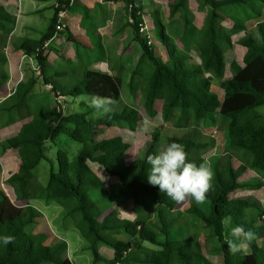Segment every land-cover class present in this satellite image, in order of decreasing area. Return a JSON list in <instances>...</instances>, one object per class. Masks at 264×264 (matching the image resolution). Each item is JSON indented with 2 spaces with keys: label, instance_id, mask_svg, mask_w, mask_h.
Instances as JSON below:
<instances>
[{
  "label": "trees",
  "instance_id": "trees-1",
  "mask_svg": "<svg viewBox=\"0 0 264 264\" xmlns=\"http://www.w3.org/2000/svg\"><path fill=\"white\" fill-rule=\"evenodd\" d=\"M36 1L55 3L54 16L46 34L40 40L19 38L11 46L14 51H22L26 57L37 62L40 76L21 81L13 95L0 104V130L12 123L11 113L16 108L28 104L39 82L50 87L56 99H77L95 94L111 97L115 102L122 101L124 78L90 69V62L82 70L80 84L68 87L57 83L50 74L51 62L45 47L59 33L57 27L61 24L60 15L72 9L73 0ZM106 2L125 3L128 7L134 39L140 44L142 59H147L153 67L151 75L141 82V107L150 118H155L157 97L163 91L166 93L162 106L163 120L168 122L177 115L180 125L192 127V131L185 136L168 137L167 144L175 142L184 145L188 160L199 165L206 162L203 152L208 144L202 141L198 128H214L222 122L225 125V147L240 161L238 168L229 162L223 169L213 162L210 166L213 172L212 187L207 199L200 204L194 201L187 212L210 231V238L217 240L218 246L212 252L220 254L224 264H264V226L259 224L263 222L264 208L249 199L232 198L238 190L264 187V117L255 112L264 106V20L251 31L246 26L248 22L263 17L264 0H200L203 8H209L201 29L193 26L189 19L187 0L170 3V18L174 19L178 13H182L184 28L176 27L175 32L183 50L175 45L161 14L153 12L155 35L166 52V60L157 55L155 47L141 35L145 16L143 0ZM88 16L92 14L86 9V19ZM219 20H231L233 28L219 32ZM3 21L12 22V17L0 8V25ZM94 28L99 33L96 24ZM241 33L244 36L238 44L246 49V65L241 66L237 61H232V76L226 78L225 56L233 48V37ZM68 40L79 47L83 43L69 32ZM7 46L8 36L0 34V85L8 80L5 68L8 62ZM194 46L200 64L191 62L190 53ZM128 63L130 66L125 67V72L130 75L129 89H133L140 77V61L135 62L131 58ZM129 67L133 69L127 72ZM65 75L66 71L55 73L58 79ZM215 80L221 82L223 99L213 90ZM29 113L30 121L15 136L0 142V158L10 150L19 154L18 171L6 182L15 193L26 199L25 205H16L0 189V236L15 237L14 242L6 246L0 242V264H73L67 258L66 241L48 243V234L34 231L43 213L33 201L55 202L64 208L66 218L74 221L75 227L88 243L86 249L93 255L91 264H212L199 245L181 236L180 228L175 225L177 218L171 216L177 211V203L147 182L150 166L146 157L156 154L160 149L163 125L151 133L144 154L129 166H124L132 145L128 142L114 145L115 140H97V136L116 125H122L131 132L138 131L142 116L136 108L123 105L120 112L96 120L88 119L87 112L65 115L57 103L52 107V115L48 116L42 109L32 111L30 107ZM62 135L82 145L73 160L61 149L56 151L55 158L47 150V143L56 145ZM42 161L50 164L46 185H42L34 174ZM91 162L118 179V195L131 192L134 207L139 205L140 197H148L157 210L156 223L148 224L149 218L113 220L109 213L103 217L106 211H102L101 216L95 213L102 202L113 200V195L107 190L102 178L93 171ZM248 171L256 173L261 180L242 181ZM227 220L229 225L226 224ZM236 225H241L246 231H253L257 238L233 253L225 244V236ZM121 234L128 235L130 240L116 238ZM144 243L157 249L147 248ZM101 244L113 251L111 259L102 255L99 250Z\"/></svg>",
  "mask_w": 264,
  "mask_h": 264
},
{
  "label": "rangeland",
  "instance_id": "rangeland-1",
  "mask_svg": "<svg viewBox=\"0 0 264 264\" xmlns=\"http://www.w3.org/2000/svg\"><path fill=\"white\" fill-rule=\"evenodd\" d=\"M91 1V6L95 5V9L91 13L92 16H88L86 19L85 13L84 22H82V25L84 23V27L87 29V32L89 31L88 34L84 36V39L88 44L85 45L82 43L80 47L72 44V48L71 43H69V40H67L68 32L61 24L63 29L59 31V33L66 31L65 36L62 37L61 41L59 42H53V38L46 44L45 47L47 48V54L49 55L51 62L50 65L52 69L50 74H52L51 76L57 81L58 84H65L68 87H72L80 84L82 78L81 73L86 67L87 63L90 62L95 64L97 61H99V63L95 64V69H103L105 72H110V74L114 76L124 78L122 101L115 102L112 105L111 113L120 112L123 108V105L134 107L142 116L141 126L138 131L131 132L122 125H116L113 128L105 129L103 132L99 133L97 140H115L114 145L120 144L122 142L130 143L132 145L131 149L128 151L126 160L123 163L124 166H129L132 162L144 154L145 145L151 140V133L154 132L157 127L163 125L160 148L167 145L168 137L185 136L192 131V127L180 125L177 121V115L172 117V119L168 122L163 120L162 106L166 97V93L163 91L159 92L157 97V116L155 118H150L147 115L146 111L141 107L140 104L142 96L140 87L143 78L151 75L153 67L147 59H142L140 44L134 39L129 9L125 3L113 5L112 3L107 4L102 0L104 4H95L96 0ZM143 1L145 4V16L143 24L144 30L141 32V35L143 38H147L151 45L155 47L157 55L161 56L163 60H166V52L155 35L156 29L153 25L152 13L157 11L161 14L163 22L167 25V31L174 40L175 45L180 50H183L184 47L175 32L176 27L179 29L184 28V21L181 16L182 13H178L174 19L170 18L169 4L175 0ZM187 10L189 13V19L193 26H195L197 29L203 28L209 8H203L201 6L200 0H187ZM52 16L53 11L48 8L47 10L45 9L40 16L35 17L38 18L37 25L39 26V32L33 33L32 36L34 38L39 37L41 33L47 29L49 20ZM263 20L264 10L263 17L261 19L253 20L246 24L248 31L253 30L256 25ZM94 23L101 29V33L99 31V33L95 32L96 30L94 28ZM217 27L218 31L223 33L225 30H230L233 28V22L231 20H219L217 21ZM59 33L56 36H58ZM243 36L244 33L234 36L233 48L226 53V78L232 76L230 69V64L232 61H237L241 66L246 65V49L238 44L239 40ZM84 39L80 38V41L85 42ZM49 43H51L50 46ZM74 52L78 54V57H76V59L73 55V59H75L74 62H69L68 59L71 56L70 54ZM190 57L192 63L200 64L198 51L195 46L190 53ZM131 58H133L135 62L140 61V77L136 80L133 89H129L128 84L130 75L129 73L125 72V67L130 66V63L128 62ZM21 66L22 76L23 78L25 77L22 81H28L27 79L28 77H31V75H33L35 78L40 76L39 65L35 60L25 56L24 62ZM131 69L133 68L129 67L127 72ZM65 71L67 75L61 77L60 79L55 76L56 72L64 73ZM39 83V86L37 85L31 93L28 104L16 108L15 111L11 113L13 121L9 126L0 130V141H5L6 139L16 135L21 126L30 121L31 117L29 113V107L32 111H36L37 109L45 110L46 114L49 116L52 115V107L55 105V103H57L60 105L65 115L74 112H87L88 119L96 120L102 118L93 114L94 109L92 111L89 110L92 108H90L88 103L84 100L85 96H81L77 99L71 97H68L65 100L62 98L56 99L48 87L44 86L41 82ZM213 84V90L219 95L221 99H223L221 82L215 80ZM10 91L14 93L12 85L9 87V89L7 88L5 93H0V104L5 103L6 99H9V97L13 95V93H9ZM255 112L264 117V106L257 108ZM198 131L201 132L202 141L208 144L207 149L203 152V156L205 157V160L209 166H211L213 162H217L220 169H223L229 162H232L235 168L240 166V161L234 154L228 152L225 147V125L222 122H219L214 128H198ZM81 147V144L73 141L65 135L59 137L56 145L47 143V150L52 152L50 154L51 157L55 158L56 151L61 149L67 152L70 160L75 158ZM31 150L33 152V149ZM19 163L20 157L18 152L15 150L8 151L0 158V165L2 168V173L0 175V189L5 191V193L16 205L23 206L26 204V199H24L21 194L15 193L14 189L6 182V180L12 174L18 171ZM90 166L93 171L102 178L107 190L113 195L112 199L114 200H109L107 203L102 202L99 207L95 209V213L101 216L102 211H106L103 214V217L109 213L110 218L113 220L128 219L135 221L137 218H149L148 224L156 223L157 210L148 197H140L139 205L134 207L133 195H130L131 192H123L118 195L119 190L116 189L118 179L116 177L108 175L104 169L96 163L91 162ZM49 170L50 164L47 161H42L34 170V174L38 177V180H40L42 185H46L48 182ZM254 179L261 180V178L256 173L248 171L246 174H244L241 180L249 182ZM233 197L249 199L251 202L259 203L264 208V187L261 189L238 190L232 195V198ZM32 203L43 213V217L41 218L39 225L34 227V231L36 233L48 234L50 236L48 243H56L62 240L66 241L68 244L67 258L70 259L73 264H91L93 261V255L91 251L86 249L88 243L75 227L74 221L71 218H66L64 208L55 202L47 203L46 201H33ZM193 203L194 201L189 198L183 204H177V211L171 214V216L177 218L175 225L180 228L182 237L200 246L201 251L212 264H224L222 256L218 253L212 252V250L218 246L217 240L210 238V231L201 222L194 220L187 212V209ZM261 223L262 226H264V218L263 222H259V224ZM226 224L229 225V220L226 221ZM116 238L130 240V237L126 234H121L116 236ZM144 246L150 249H157L149 243H144ZM99 250L107 259H111L113 257V251L109 247L101 244L99 246Z\"/></svg>",
  "mask_w": 264,
  "mask_h": 264
},
{
  "label": "clouds",
  "instance_id": "clouds-1",
  "mask_svg": "<svg viewBox=\"0 0 264 264\" xmlns=\"http://www.w3.org/2000/svg\"><path fill=\"white\" fill-rule=\"evenodd\" d=\"M84 100L90 108L94 109L93 114L98 117L109 115L115 103L111 97L95 94L85 96ZM146 162L150 166L147 175L148 184L158 187L161 193L178 205L189 198L197 204L207 199V193L212 187L211 167L207 162L199 165L190 162L184 145L173 142L162 146L156 154H148ZM256 238L253 231H246L241 225H236L225 236V244L230 252L235 253ZM14 240L15 237L12 235L0 236V242L5 246L13 243Z\"/></svg>",
  "mask_w": 264,
  "mask_h": 264
},
{
  "label": "crops",
  "instance_id": "crops-1",
  "mask_svg": "<svg viewBox=\"0 0 264 264\" xmlns=\"http://www.w3.org/2000/svg\"><path fill=\"white\" fill-rule=\"evenodd\" d=\"M104 1L107 4H111V2H106V0H103V2ZM103 2L102 0H96L95 4H104ZM44 3H48V4H44ZM91 3H92L91 0H73L72 9L60 15V21L61 24L64 26V29H66V31H68L69 33L75 35L78 39L80 38L84 39V36H86L87 34L86 29L84 27V23L82 25V22L84 21L83 19L86 13V9H88L89 12L91 11L90 13H92V11H94L95 9V5L91 6ZM112 4L115 5L114 3ZM54 6L55 3L53 2H40L36 0H0L1 10L5 13H8L12 17V22L3 21L2 25H0V34H4L8 36V46L6 48V55L8 60L6 65V71L8 73V80L5 84L0 85V93H5L7 91V88L9 89L11 85H12V89L15 91L16 86L25 78V77L23 78L22 76V66H21L22 63L24 62L25 54L19 50L14 51L11 46L12 43L19 38H27L32 40L42 39V37L46 34L51 24V20L54 16V12H55ZM48 8H50L53 11V16L49 20V25L47 29L44 32H42L39 37L34 38L32 36L33 33L39 32L38 29L39 26L37 25L38 18L35 17L40 16L43 13V11L45 9L47 10ZM100 30L101 29L98 27V31L101 33ZM66 31L62 32L58 36H55L54 40L52 41L53 42L61 41V38L65 36ZM84 41L85 42L83 43L85 45L88 44L86 43L85 39ZM50 44L51 43H49V46ZM70 55H71L70 56L71 59L70 58L69 59L71 60V62H74L75 60L73 59V55L75 58L78 57L75 52ZM97 63H99V61H97L95 64ZM95 64L90 63L88 65L90 66V69L105 72L103 69L102 70L95 69L94 68ZM106 73L110 74V72L107 71ZM31 78H33V75H31V77H28L27 80ZM39 84L40 83L36 84L34 89L36 88L37 85L39 86ZM9 93L12 94L13 92L10 91Z\"/></svg>",
  "mask_w": 264,
  "mask_h": 264
},
{
  "label": "built area",
  "instance_id": "built-area-1",
  "mask_svg": "<svg viewBox=\"0 0 264 264\" xmlns=\"http://www.w3.org/2000/svg\"><path fill=\"white\" fill-rule=\"evenodd\" d=\"M63 29V27H62V25L60 24V25H58V27H57V31H61ZM144 30V26H142V29H141V32ZM48 88H50V87H48Z\"/></svg>",
  "mask_w": 264,
  "mask_h": 264
}]
</instances>
